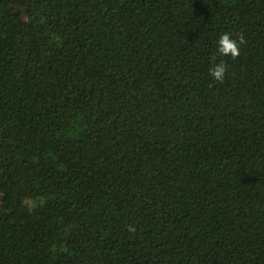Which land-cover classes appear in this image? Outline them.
Listing matches in <instances>:
<instances>
[{"label": "trees", "instance_id": "obj_1", "mask_svg": "<svg viewBox=\"0 0 264 264\" xmlns=\"http://www.w3.org/2000/svg\"><path fill=\"white\" fill-rule=\"evenodd\" d=\"M0 264H264V0H0Z\"/></svg>", "mask_w": 264, "mask_h": 264}, {"label": "clouds", "instance_id": "obj_2", "mask_svg": "<svg viewBox=\"0 0 264 264\" xmlns=\"http://www.w3.org/2000/svg\"><path fill=\"white\" fill-rule=\"evenodd\" d=\"M242 38L238 42L233 38L231 32H223L219 35L216 40V52L220 57H232L235 58L239 55V43H242ZM211 78L214 81L222 82L225 78V73L227 71V65L223 60L220 62H215V57H213V63L209 69Z\"/></svg>", "mask_w": 264, "mask_h": 264}]
</instances>
